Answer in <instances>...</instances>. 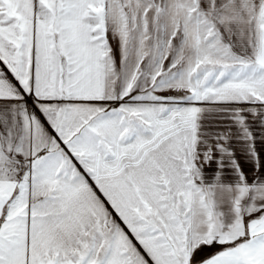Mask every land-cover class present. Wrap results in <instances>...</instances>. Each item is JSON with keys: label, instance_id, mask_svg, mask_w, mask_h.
Returning <instances> with one entry per match:
<instances>
[{"label": "snow or ice", "instance_id": "6c2138e0", "mask_svg": "<svg viewBox=\"0 0 264 264\" xmlns=\"http://www.w3.org/2000/svg\"><path fill=\"white\" fill-rule=\"evenodd\" d=\"M0 264H264V0H0Z\"/></svg>", "mask_w": 264, "mask_h": 264}]
</instances>
